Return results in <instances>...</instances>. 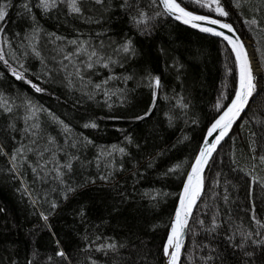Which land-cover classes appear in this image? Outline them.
I'll return each instance as SVG.
<instances>
[{
    "label": "trees",
    "instance_id": "trees-1",
    "mask_svg": "<svg viewBox=\"0 0 264 264\" xmlns=\"http://www.w3.org/2000/svg\"><path fill=\"white\" fill-rule=\"evenodd\" d=\"M177 1L231 23L263 70L208 164L182 264H264V2L220 0L224 17ZM39 3L0 0V264H164L187 172L235 95V54L159 0Z\"/></svg>",
    "mask_w": 264,
    "mask_h": 264
},
{
    "label": "snow or ice",
    "instance_id": "snow-or-ice-1",
    "mask_svg": "<svg viewBox=\"0 0 264 264\" xmlns=\"http://www.w3.org/2000/svg\"><path fill=\"white\" fill-rule=\"evenodd\" d=\"M98 3L102 2V0H97ZM196 3H200L201 0H195ZM264 2V0H262ZM160 3L163 5L164 14L172 15L177 20H181L183 23L190 25L193 28H197L200 31L206 33H212L216 36L223 37L224 40L228 41L231 45L233 52L235 53L236 62L239 68V88L235 93V98L231 101V104L228 106L227 111L224 112L223 115L220 116L218 120L212 125L209 129V136L212 135L217 129L220 130V134L215 137L213 143L209 144L206 140L204 142V147L200 149L199 155L196 158L195 164L192 166L191 173L187 177V183L184 186V193L180 198V207L176 211L175 221L172 225V235L168 238V247H171L175 244V252L171 254V264H177L179 259L180 247H181V236L184 229L187 226L188 218L192 210V206L195 204L197 197L200 195L203 180L201 177V171L203 166L207 163L208 158L212 155V152L215 151L217 145L220 141L227 135L228 130L231 128L234 120L239 116V114L244 110L245 106L248 104L249 99L253 96L256 91V84L254 83V76L252 71V60L249 57V51L245 47L243 41L237 36L233 39L232 36L226 35L222 31H218L215 28L205 26L201 22H206L212 25H219L223 29H228L230 32H235L233 26L229 23H224L219 19H212L206 15H195L194 13L187 11L185 8L181 6L177 0H160ZM215 5V7H213ZM39 6L42 7L45 11H47L51 7L56 6V0H40ZM237 7L240 6L239 0H237ZM7 7L6 4H0V24L5 20L7 16ZM201 7H207L214 12L219 13L221 16L227 17L229 13L221 6L220 0H211L210 3L206 2L201 4ZM27 8V5H25ZM70 9L74 13H80L81 9L78 7V0H70ZM143 13L141 16L143 17ZM143 22L138 21L137 23ZM251 24H255L256 21L253 19ZM3 29L0 27V32ZM71 43L75 44L76 41H71ZM130 43L124 46V51H130ZM95 55V53H92ZM2 59V57H0ZM264 59V56H262ZM107 66V65H105ZM88 67H92L91 64ZM13 74L17 76L18 79H24V77L18 73L13 71ZM31 84V81H28ZM149 86L155 89H159L161 87L160 78L159 77H150ZM37 92L43 91L40 87L33 85ZM96 87H100L97 85ZM217 107H220L218 104ZM9 111L11 109H8ZM85 127H95V124L85 125ZM22 151V149L18 150ZM123 152V149H120ZM15 159V157H13ZM261 162H264V156L260 157ZM67 167L70 169L71 164H68ZM176 167H179L177 165ZM54 207V205H53ZM42 218L47 221V216H42ZM259 223V222H258ZM109 247H114V245H109ZM165 253L168 254V249H165ZM58 255L63 256L64 253L60 252Z\"/></svg>",
    "mask_w": 264,
    "mask_h": 264
},
{
    "label": "water",
    "instance_id": "water-1",
    "mask_svg": "<svg viewBox=\"0 0 264 264\" xmlns=\"http://www.w3.org/2000/svg\"><path fill=\"white\" fill-rule=\"evenodd\" d=\"M178 2V1H177ZM159 3H160V0H159ZM179 3V2H178ZM160 6L162 7V9H163V5L160 3ZM182 6V5H181ZM183 7V6H182ZM183 8H185V7H183ZM186 9V8H185ZM187 11H189L188 9H186ZM191 12V11H190ZM192 13H194V12H192ZM195 15H200V14H196V13H194ZM168 15V14H167ZM169 17H171L173 20H175L176 22H178V23H180L181 25H183V26H185V27H188V28H190V29H192V30H195V31H198V32H201V33H206V32H203V31H200L199 29H197V28H193V27H191L190 25H188V24H185V23H183L181 20H177V19H175V17L174 16H172V15H168ZM212 19H216V18H213V17H211ZM219 20H221V19H219ZM222 22H224V23H229L228 21H225V20H221ZM202 24H204L205 26H208V27H212V28H215V29H217L218 31H222V32H224L226 35H229V36H232L233 37V39H235L237 36L240 38V40L241 41H243V43H244V45H245V47L248 49V51H249V57H250V59L252 60V71H253V76H254V83L256 84V91L254 92V94H253V96L249 99V102H248V104L245 106V108H244V110L239 114V116L234 120V122L232 123V126H231V128L228 130V132H227V135H225L224 136V138L220 141V143L217 145V147H216V149H215V151H213L212 152V155L208 158V161H207V163L203 166V169H202V171H201V177H202V180H203V178H204V175H205V173H206V170H207V167H208V164H209V162H210V160H211V158L214 156V154H215V152L218 150V148L232 135V133H233V131H234V129L241 123V121L243 120V118H244V116H245V114H246V112H247V110H248V108H249V106L251 105V103L253 102V100L255 99V97L258 95V93L260 92V90H261V88H262V78H261V76H262V73L260 72V78H259V80H258V83L259 84H257L256 82V80H257V76H255V70H254V62H257V56H256V50H255V44L253 43V42H251L250 40H245V39H243L242 37H241V35L237 32V30L234 28V26L231 24V23H229V24H231L232 26H233V28L235 29V32H230L228 29H223V28H221L219 25H212V24H209V23H206V22H201ZM206 34H209V35H213V36H216V35H214V34H212V33H206ZM217 37H219V38H221V39H223V37H221V36H217ZM224 40V39H223ZM225 42H227L228 43V41H226V40H224ZM229 44V43H228ZM229 46L231 47V45L229 44ZM232 48V47H231ZM235 54V53H234ZM256 64V63H255ZM238 65V64H237ZM258 68V67H257ZM259 85V86H258ZM238 88H239V68H238V82H237V88H236V91L238 90ZM236 91H235V93H236ZM235 98V95H234V97H233V99ZM232 99V100H233ZM231 104V103H230ZM229 104V105H230ZM228 105V106H229ZM228 108V107H227ZM227 108L225 109V111H227ZM224 111V112H225ZM224 112L221 114V115H223L224 114ZM220 115V116H221ZM220 116L216 119V120H218L219 118H220ZM216 120L213 122V124L216 122ZM212 124V125H213ZM212 125H211V127H212ZM210 127V128H211ZM209 128V129H210ZM209 130L207 131V133H206V135H205V137H204V140H203V142H202V144H201V147H200V149L202 148V147H204V142L207 140L208 141V143L209 144H211V143H213L214 142V140H215V137L216 136H218L219 134H220V130L219 129H217L215 132H213L212 133V135L211 136H209ZM200 149H199V151H198V153H197V155H196V157H195V159H194V161H193V163H192V165H191V167L189 168V170H188V172H187V175H186V177H185V180H184V183H183V186H182V189H181V192H180V195H179V198H178V202H177V205H176V209H175V212H174V215H173V218H172V223H171V227H170V230H169V235H168V238H169V236L170 235H172V225H173V223H174V221H175V214H176V211L179 209V207H180V198H181V196L183 195V193H184V186H185V184L187 183V177H188V175L191 173V170H192V166L195 164V161H196V158H197V156L199 155V152H200ZM203 185V184H202ZM201 193H202V189H201V192H200V195L197 197V199H196V201H195V204L192 206V210H191V213H190V215H189V218H188V222H187V226H186V228L184 229V231H183V233H182V236H181V247H180V253H179V259H178V261H177V264H182V260H183V256H184V250H185V247H186V244H187V238H188V231H189V227H190V224H191V221H192V218H193V215H194V213H195V210H196V208H197V205H198V203H199V200H200V197H201ZM167 246H168V239H167V243H166V248H167ZM165 248V249H166ZM175 244H173L172 246H171V250H170V252L168 253V254H166L165 253V259H164V264H171V254L173 253V252H175Z\"/></svg>",
    "mask_w": 264,
    "mask_h": 264
},
{
    "label": "bare ground",
    "instance_id": "bare-ground-1",
    "mask_svg": "<svg viewBox=\"0 0 264 264\" xmlns=\"http://www.w3.org/2000/svg\"><path fill=\"white\" fill-rule=\"evenodd\" d=\"M251 41V40H250ZM252 42V41H251ZM254 43V42H253ZM255 44V43H254ZM256 50V49H255ZM256 56H257V54H256ZM256 63V64H255ZM254 70H255V76H257V84H259L258 83V80H259V78H260V72L262 73V76H261V78L263 77V70H262V68H261V66H260V64H259V61H258V58H257V62H254ZM258 67V68H257ZM259 86V85H258ZM167 249H168V253L170 252V250H171V247H168L167 246Z\"/></svg>",
    "mask_w": 264,
    "mask_h": 264
},
{
    "label": "rangeland",
    "instance_id": "rangeland-1",
    "mask_svg": "<svg viewBox=\"0 0 264 264\" xmlns=\"http://www.w3.org/2000/svg\"><path fill=\"white\" fill-rule=\"evenodd\" d=\"M56 2H57V0H56ZM0 52H1V54H3V37L1 35V32H0ZM15 72L18 74L20 73L19 71H16V70H15Z\"/></svg>",
    "mask_w": 264,
    "mask_h": 264
}]
</instances>
